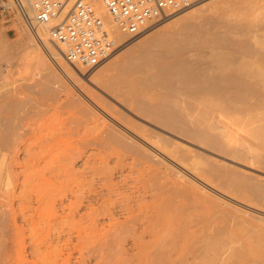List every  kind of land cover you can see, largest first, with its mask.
Returning a JSON list of instances; mask_svg holds the SVG:
<instances>
[{
	"label": "bare ground",
	"instance_id": "6f19581e",
	"mask_svg": "<svg viewBox=\"0 0 264 264\" xmlns=\"http://www.w3.org/2000/svg\"><path fill=\"white\" fill-rule=\"evenodd\" d=\"M200 3L197 7H192L194 4L186 7L189 9L192 7L190 10L175 14L169 13L167 16L173 15L162 21L158 27L141 35L144 38L141 39L142 42L138 39V42H141L138 46L142 52H147L154 44L159 45L161 49L159 52L157 51V54L160 53L158 59L155 60L156 56L152 54L154 60L153 57H150L151 55L149 57L153 61L150 63L147 59L150 67L146 70H150L151 73L152 69L153 72L151 74L148 72V74L143 71L144 68L142 69L144 73L148 74L150 81L153 80L155 84L161 86L162 90L165 89V94L160 97V101L157 103H152L148 98V87H151L148 78H141L140 81L133 83L131 79L118 76L121 72V74L125 72L126 76L130 74L129 77L131 76V73L128 74L130 71L134 74L135 71L140 73V65L135 66V62L140 58L137 59L133 53L130 55L126 51V55L122 59L111 58L100 67V74L97 77H89L87 81L82 68L74 66L79 72L81 70L79 75L70 71L72 66H62L61 63L59 67L67 73L71 85L62 81L46 57L40 52L43 70L47 71L46 75L49 78L47 76V82L38 81L32 85V90L36 92L35 98L25 97L15 88L13 91H10V88H5L4 92L0 91V97L9 100L6 101V107L1 108L3 111L0 110V249H3V252L9 238L21 237V243L26 233L31 238L30 252H33L36 257L39 252L42 253L43 248L41 249V247L45 245V241L46 244L48 243L46 248H49V244H52V240H49L52 237V225L48 223L47 227L40 226V221L35 218L39 209L45 207L50 208V211L53 212L49 221L53 216L52 219L57 218L62 221H60L61 223H66L71 235L84 238L90 244H94L90 250L98 256L107 251H118L119 253H130V255H147L148 260L142 264H223L224 261L220 262V260L224 259V255L223 259H220L221 256L216 258L214 252L212 254L209 250L188 248L183 245L186 242L185 238L176 237L181 232L173 230V233H169L171 223L158 222L160 217L175 218L173 216H178L182 208H188L187 211H190L189 206L194 205L199 199L201 200L200 191H203V196H205V192H208L205 191L207 189L202 183L201 188L199 185H197L199 187L195 186L198 184L196 179L194 183H191L190 181L194 178L188 181L187 179H185L186 181L178 179L184 178L183 176H187L188 173L191 174L190 171H195V173L201 171L199 173H202V176L206 174V178L216 172L217 174L222 172L221 178L224 179L223 173L227 175L226 172L230 171L229 167L216 164L213 159L204 157L203 160L201 157V160L199 158L198 160L197 153L191 156L185 155L184 150L188 149H185V145L178 139L183 141L189 139L192 141L191 144L223 158L226 156L240 160L243 158V153L234 149L230 142H223V139L226 138L225 132L223 136V132L221 135H213L215 134L213 129L216 128L213 122L216 107L213 92H224L229 98V103L243 107L248 112V116L245 114L247 118H243L245 121L243 119L241 121L243 124L240 123L245 125L243 126V129L246 127L244 131L246 132L247 127L250 126L248 127L249 135L254 136L255 140L257 138L264 139V114H259L264 113L262 111L264 110V53H260L258 50L248 52L250 49H245L238 56L233 57L226 68L211 66V71L206 72L203 65L197 67L198 64L197 66L192 64L194 61L186 60L182 55L183 49L179 46L174 48L171 42L173 47L168 43L169 39L172 40L171 37L177 36L174 35L175 32L171 33L170 29H167L170 26L175 28V25L177 27L181 24V28L177 27L180 31L183 29L182 23L188 22V19L195 13L199 12L197 15L200 16L209 14L208 10L212 6H215V11L218 7L216 13L222 11L219 9L222 6L216 5L217 0L206 3L200 1ZM93 4L104 19L107 29L114 35L115 40L118 37L116 35H119L117 42H121L124 35L119 33L101 1L93 0ZM233 4L229 7H233ZM238 5H240L239 8L235 7L238 13L231 12L230 8L228 16H232V13L233 16L235 13L238 15L241 10L250 8L251 1L243 0V3H238ZM225 12L227 11L225 10ZM28 14L31 15V12ZM222 14L225 15L223 11ZM200 16H197L198 21H202ZM195 17L196 15L194 19ZM167 21L168 25L162 27L161 24ZM194 21L193 23L192 20L190 21L192 25L194 23L196 25L197 22ZM207 21L203 22L207 23ZM262 21H264V16L256 20L250 19L246 25L264 24ZM190 22L186 25H189ZM55 23L56 21H52L45 27L38 28V39L46 44L45 47L51 55L57 57L53 49L55 47L62 58L61 46L52 42L49 36L46 37L48 29ZM199 24L202 23L199 22ZM211 24L213 25V23ZM192 25L191 28L195 32L194 28H198V26L192 27ZM199 26L201 27V25ZM208 26L206 24L203 27L205 29ZM186 29L184 28V31ZM187 31L190 29L188 28ZM48 40L53 44L49 45ZM30 46L39 51L35 44ZM159 46L154 47L158 48ZM222 61L224 60L219 55L217 62L221 64ZM141 67L143 66L141 65ZM196 67L205 69V72L199 71ZM111 69L119 71L118 74L116 73L117 76H113L115 71L112 75ZM109 70H111V74L107 73ZM154 83L152 82V86ZM151 139L156 147L148 144ZM260 144L262 145L261 142ZM246 156L249 157V155ZM109 158H112V165L108 163ZM154 158H158V160L160 158L165 162L169 161L171 164L173 162L175 164L173 167L177 170L175 174L177 177L179 176L176 178L177 180L166 178L168 170L167 172L162 171ZM254 161L251 162L255 163ZM79 163L81 168L76 167ZM185 166L188 168L187 170L184 168ZM225 168L229 171H225ZM115 172L119 173L118 181L113 179ZM203 173L205 174L203 175ZM231 173L233 174V172ZM233 175L229 173L227 176ZM221 178L216 180L220 181ZM226 179L228 178L226 177ZM222 181L220 182L225 183ZM227 182L229 183V180ZM237 182L241 183L242 181L238 180ZM234 184L235 182L232 186ZM236 186L238 184L234 187ZM16 190H19L22 195H20L22 204L18 203L21 206H18L19 212L16 211V208L14 209L12 201L18 194ZM210 197L212 198L211 195ZM202 198L205 201L206 197ZM207 198H209L208 195ZM15 199L19 200L17 197ZM214 199L212 201H215ZM200 202L203 203V201ZM212 204L209 206L211 207ZM195 205L197 206V204ZM213 205L214 208H217L215 207L216 203ZM196 206L193 208L196 209ZM210 207L207 204L205 208ZM205 210L207 211V209ZM211 211L213 212V210ZM207 212L203 213V216H206ZM215 212H213V216ZM210 213L208 212L209 216L212 215ZM189 214L188 216H190ZM19 217L22 218L21 224L18 222ZM203 218L208 224L211 222L207 219L211 221L215 219L211 217L210 219L208 215L207 219ZM207 223L205 227L202 226L203 229L210 226ZM202 224L204 225V222ZM60 230H57L60 231L58 233H61L63 229ZM164 232L165 234H163ZM183 232L185 233L182 230ZM58 233L57 235H59ZM166 236H170V238L167 239ZM21 244L17 247L18 252L24 245L21 246ZM7 245L11 249L8 243ZM253 246H248V255L253 254ZM221 247L225 250V246ZM22 248L25 249V247ZM256 250L259 253L260 249H255L254 252ZM1 251L0 254L2 253L5 257L9 256ZM8 252L5 251V253ZM11 252L14 253V250ZM261 254L264 257V252ZM9 257L6 260L10 259L11 263L8 262L12 264ZM38 258L35 259L38 260ZM35 259L30 262L35 264ZM25 260L23 263L28 264V261ZM39 260L42 262L41 259ZM38 261H36L37 264H40Z\"/></svg>",
	"mask_w": 264,
	"mask_h": 264
},
{
	"label": "rangeland",
	"instance_id": "374dc122",
	"mask_svg": "<svg viewBox=\"0 0 264 264\" xmlns=\"http://www.w3.org/2000/svg\"><path fill=\"white\" fill-rule=\"evenodd\" d=\"M202 1L204 3H206V2L214 1V0H202ZM234 1H236V2H234ZM237 1L238 0H217L216 5L218 4L219 7L222 6L219 9L222 10L223 13H225V15L222 14V11H218V13H216L218 10L217 9L218 5L216 6L217 7L216 11L214 10L215 6L214 7L212 6V8H210V10H208L209 14L206 13L207 11L205 12L206 14L203 16L197 15L199 12L197 14L195 13V15H196L195 19H194L195 15L192 16L195 21L192 19V17L189 19L187 18L188 22L186 21V23L185 22L182 23L183 29H181V30L183 32L181 30L179 31V29H177V27L181 28V24H179V26H177V27L175 25V28H171L172 26H170V28H167V29H170L171 33L175 32L174 35H177V36L173 35L176 38L174 39V37L173 38L171 37L172 40L169 39V42H168L169 45L172 47L174 45V48L175 47L178 48V46H179L181 49H183L182 55H184V58H186V60L187 59H188V61L192 60L191 62L194 61V63H192V64L194 66H197V64H198L197 67H199V66L201 67V65H203L202 67H204L206 69V72L208 70L211 71V69H212L211 66H213V67L218 66V67L226 68L228 66V62L233 57L238 56L239 53L243 52L245 49L251 50V51L249 50L248 52H255L258 50L260 53H264V51H261V50H264V24L260 23V24H253L250 26L246 25V22H249L250 19L256 20V19H259L262 16H264V7H262V5H264V0H249V1H251V7L244 9V10H241V12L238 15H237V13H238L237 10H235V9L239 8L240 5H238V3L242 4L243 0H239L238 2ZM233 3L234 4L237 3V4L234 5ZM200 4L201 3L199 1V3H195L192 7H197ZM232 4H233V7H229ZM192 7H190V9ZM235 7H237V8H235ZM232 8H233V10H232ZM188 9L189 8H184V10L182 9L178 12H174L173 14L179 13L181 11L183 12V11H186ZM228 9H230L231 12L233 11V12H237V13H235L234 16H233V13L232 14L230 13L232 16H228V14H229ZM225 10L227 12H225ZM213 11H215V13H213ZM173 14H171V15H173ZM200 14L202 15V13H200ZM171 15L166 16L161 21L150 25L149 27H147V29H145L141 34H139L137 36H129V35L125 36L124 35L121 42H116L117 50L109 58H107L105 61H103V62H101V63H99L93 67L78 66V68L80 67L84 70V71L82 70L84 72V73L83 72L82 73L85 74L84 76L86 77V81H87V78H89V77H92V78L97 77L100 74V67L104 63H106L108 60H110L111 58L114 57L115 60H120L126 55V52L127 53L129 52L130 55H131V53H133L135 58L136 57H137V59L140 58L137 61L135 60L136 62L133 61L136 63V65H135L136 67L140 65L139 66L140 73H138L139 72L138 70H137L138 72L135 71V74L132 71H130V72H128V74L131 73V76L129 77L130 74L126 76L125 72H123L125 75L121 74L122 73L121 72V73H119L120 75H118V76L119 77L124 76L123 77L124 79H126V78L131 79L133 81V83L140 81L141 78H148V83L151 84V87H148V98H150L152 103L159 102L160 97H162L165 94V89L163 88V90H164L163 91L161 86L155 84L153 80H151L154 83L152 86V82L149 80L150 78L148 77L150 70L147 71L146 69H148V67H150L149 64L154 60L153 56H156L155 60H156V58L157 59L159 58L160 53L157 54V51L159 52L161 50L160 46L157 44H154V46H159L158 47L159 49L152 46V47H150V50H148L147 52H142L139 49L138 45L144 39V38H142L143 36H141L142 34L147 33L150 29L152 30V29L158 27L162 21L166 20ZM235 15H237V16H235ZM197 16H200V18L202 17L201 18L202 21H198L199 19ZM203 17H204V19H203ZM190 19L192 20V23L194 21V22H197L198 25H197V23H196V25H194L195 23L192 25V23L190 22L191 21ZM206 20H208L207 23L203 22ZM189 22L192 25V27L198 26V28H194V30H196L195 32L197 34L193 31L190 24H189L190 27H189V25H186ZM199 22H201L202 24L206 23L207 25H209L208 28L206 27L205 28L206 30H205L204 27L206 24L202 25V24H199ZM165 23L161 24V25H163L162 27H166L168 25L167 24L168 21ZM211 23H213V25ZM262 23H264V21H262ZM183 25H184V27H183ZM199 25H201V27ZM186 26H187V29H186ZM184 28L186 29L185 30L186 32L184 31ZM188 28L190 29V31H187ZM171 29H172V31H171ZM197 29H198V32H197ZM191 30H192V32H191ZM180 32H181V34H180ZM179 34H180V36H178ZM219 34L223 35L222 36L223 38ZM227 34H229V35H227ZM116 36H118L117 37V39H118L119 35H116ZM218 36H220L221 38ZM255 36L257 38H254ZM29 37H30V39H29ZM46 37L48 38V35H46ZM117 39H116V41H117ZM138 39L141 42H138L139 41ZM226 39L229 41H227ZM173 40L176 41V43H174ZM178 40H180V41H178ZM48 42H50L49 45L53 44V43L51 44V41H49V40H48ZM170 42L173 45L170 44ZM32 44H35L36 47L39 49V51L35 47L33 48L32 46H30ZM177 44H179V45H177ZM181 45H183V46H181ZM45 46H46V44L42 43V41L35 38L33 36V34L30 32V30H28V28L25 26V24L21 20L19 14L15 8L13 1L12 0H0V83H1L0 87H1V85L4 84L3 87L0 88V91L4 92L5 88H10V91H13L15 88L18 91H20V93L22 95H24L25 97L35 98L36 92L32 90V88H31L32 85L36 84L38 81L47 82V76H48V75H46L47 71L43 70V64L41 63L42 58L39 56L40 52H42L44 57H46V59L49 61L50 65H52V67L54 68V70L56 71L58 76L62 79V81L67 85H71V83H70V81L66 75L67 73L65 71H62L60 69L59 65L61 66V63H62V66H67V67L72 66V68H70V71H72V72L74 71V72L78 73L79 75H80L81 70L79 72V70L75 69L73 65L65 62L63 60V58L60 57L59 52L55 47L54 48L52 47V48L54 49V52L56 53L57 57H54L53 55H51V53H49L47 51ZM218 48H220V49H218ZM152 50H154V51H152ZM151 51H152V53H151ZM153 52H154V54H153ZM155 53H156V55H155ZM222 54L225 56H223ZM219 55H220V58H222L224 60V61H222L221 64H219L217 62V58H219ZM141 56H142V58H141ZM149 56L153 57V60H151L152 58L150 59ZM147 59L150 61V63H147V62H149ZM139 62L143 63V64H140ZM137 64H139V65H137ZM144 64H145V67H144ZM141 65L143 67H141ZM210 67H211V69H210ZM143 68H144V70H143L144 72H147V73L149 72V73L148 74L144 73L142 71ZM114 69L113 70L111 69L112 75H113V72L115 71L113 76H115L116 73L118 74V72H119L117 69L116 70H114ZM197 69L201 72H205V69L204 70H202L201 68H197ZM111 70H109L107 73L110 72L109 74H111ZM152 72H153V70L151 69V73ZM48 78H49V76H48ZM2 81H3V83H2ZM5 84H7V85L5 86ZM160 88H161V90H160ZM101 90L105 91L104 89H101ZM154 91H155V93H154ZM156 93L158 96L161 95V93H162V95L159 97L158 96L156 97ZM151 94L153 95V97L151 96ZM212 95H213V99L216 103V107L214 110V119H213V122L215 123L216 128L213 129L214 130L213 132L215 133L213 135H217V134L221 135V133L223 132L222 133V136H223L224 132H225L227 139L224 138V139H226V140H224L222 138L223 142L224 141L230 142L231 146L234 149L240 151L241 154L243 153L242 154L243 158H241V160L229 158L227 156H226V158L225 157L223 158L219 155H214L213 153L205 150L204 148H201L197 145L191 144L192 141L191 140L189 141V139H187L188 142H187V140L186 141H183L181 139H178V140H179V142H182L183 145H185L184 146L185 149H188V150H184L185 155L188 154L189 156H191L194 154L196 155V153H197V156H196L197 159L198 158L200 159L201 157L203 158V160H204V157L207 159H213V160H215L216 164H221V165H224L225 167H229L228 169H230V171L227 168H225L226 169L225 171H229V172H226L227 175L230 173V175L234 174L236 176L233 175L230 177V176H227L225 173H223V176L225 175L224 179H226V177L228 178V179H226V181H224V179L221 178L222 172H219L220 174L218 173L220 176L217 174V172L215 173L217 176L215 174H211V175L207 174V175H209V176H207L209 178H206L205 173H203V175L205 174L204 176L201 175L202 173H199L201 171H197L196 173H195V171H190V173L192 175L188 173L187 176H183L184 178L178 179V180L186 181L185 179H187V181H188V180H191L194 178L190 182L194 183V180L196 179L195 181L198 184H195V186H197V185L200 186L202 183L205 186V188L207 189L205 191H208V192H205V196H203L204 195L202 193L203 191L202 192L200 191L202 196L200 197L201 200L200 199L199 200L203 201V203L198 200L197 202H195V204H197L198 207L195 204L190 205L189 206L190 211H187L188 208L187 209L182 208L178 214V216H179L181 213V215L179 217L177 215H176L177 217L173 216L175 218H168V217L162 218V217H160L158 222L171 223L169 233H173V230H175L177 232H181V233H178V235L179 234L180 235L179 236L177 235L176 237H178L179 239L185 238L186 242L184 241L185 244H183V245L188 246V248H192L193 250H209L210 253H212V254L214 252V254L216 255V258H218V257L220 258V256L222 257L224 255V259H223V257L220 258V259H223V260H220V262L224 261V262H222L223 264H264V257H262V254H261L262 252H264V246H261V245H264V244H261L262 242H264V239H262V238H264V168H262V167H264V162H262V161H264V139L260 140L261 138L259 139L256 137L257 139L255 140L254 136L252 137V135H249L248 127H250V126H248V125H246V126H248L247 131L246 132L244 131V129H246V127H244V129H243V126H245V125H241L240 123H242L241 121H243L245 119V117H246L245 114H247V116H248V112L245 109H243V107H239L237 105L235 106V103H232V104H231V102L229 103L228 102L229 98H228L227 94L224 92L217 91V92H213ZM151 97H152V99H151ZM0 100L2 102L5 101L3 103L0 101V110H2L1 108L4 109L7 105L6 101H9V100L7 98L2 99V97H0ZM187 102H188V100H187ZM262 111H264V110H262ZM259 114H264V113H259ZM246 135L249 136L250 138H253V139L251 140ZM151 140H152V142H149ZM151 140L148 141V144L156 147L153 144V139H151ZM260 142L262 143V145L260 144ZM244 152L245 153L247 152V153L245 154ZM245 155H249V157L248 156L245 157ZM254 158H255V161H254ZM111 159L112 158L108 159V163L110 165H112ZM170 159H172L173 161H175L176 163L179 164V162H177L175 159H173L171 157H170ZM154 160L158 163L157 166L160 167L162 169V171L164 170V172H167V170H168V173H166V175H165L166 178H171V179L173 178V179L177 180L176 178H178L179 176L177 177V174H175L177 170L174 169L173 166L175 164L173 162L171 164V163H169V161L165 162V160H161L160 158H159V160H158V158H154ZM251 161H254L255 163H253ZM76 167L81 168V164L80 163L77 164ZM184 168H186V166ZM187 169L188 168H186V170ZM231 172H233V174ZM170 174H172V175L170 176ZM193 175H194V177H193ZM212 175H215V176H212ZM118 176H119V173H117V172H115L113 174L114 181H118L120 179ZM167 176H170V177H167ZM210 177L212 179L215 177V179L212 180ZM234 177H236L234 180H237V181L241 180L242 181L241 183L243 185L237 181H234L233 180ZM218 178H221L223 181L222 180H220V181L225 182V183H221L220 181H218L219 180ZM230 178H232L231 179V181L233 180L232 182L230 181ZM216 179H218V180H216ZM228 180H229V183L233 184L235 182V184L233 186H232V184L230 185L227 182ZM226 183H227V186H226ZM236 183L238 184V186L234 187L235 185H237ZM254 185H255V188H254ZM199 186H197V187H199ZM237 187H238V189H237ZM200 188H201V186H200ZM16 193H18V194H16ZM16 193L15 194L17 196L16 195L15 196L17 198H19V200L15 199L16 197L12 196V197H14L12 201L14 204V209L16 208V211H18V210H20L19 207H21L20 205L22 204V201H21L22 195H21L19 190H16ZM207 195L209 198H207ZM210 195L212 196V198L210 197ZM202 197H206L208 199L207 200L205 198V201L207 200L206 203L209 202V203H207L208 207H210L209 205L211 203H213V204L216 203L215 207H217V208H214L213 204L210 208H205L207 206V204L205 203V201L203 200ZM214 197H216V198L214 199ZM213 199L215 201H212ZM195 206H196V209L193 208ZM199 206H200L201 210L199 209ZM203 206H204V208L202 209ZM205 209H207V211L209 213L212 212L211 210H213V212L216 211L217 213L215 212V214L213 216V212H212V213H210V215L211 214L212 215L209 216L208 212ZM209 209H211V210H209ZM182 210H184V211H182ZM203 210L207 212L206 216L205 215L203 216V213H206ZM184 212H186V213L189 212V213H191V214L193 213V214L192 215L189 213L185 214ZM52 213L53 212L50 211V208L43 207V208H40L39 212H37L35 215L36 220L40 221V224H39L40 226H43V227L46 226L47 227L48 223H49L50 225H52V232L54 233L53 234L51 232L52 237L51 236L50 237L52 239L47 238L49 240H52L51 241L52 244H49L50 246L52 245L51 246L52 248L50 246H49V248L48 247L46 248V245L48 246V243L46 244V241H45V245H42V247H41V249L43 248L41 250L42 253L39 252V254L37 255V257H39L38 260L41 259L42 262L40 260L39 261L36 260L35 258H37V257L35 256V254L33 252L32 253L30 252V239L31 238L29 237L28 233H26V235L24 236V239L22 240V242H24V243L21 242L22 244L20 243L21 237L15 236L12 239L9 238L10 243H9V240L7 239L8 241H6V242L10 245L9 247L11 249L8 248V245L6 243L5 249H7V250L4 249V252H3V249H0V251L2 250L1 252H3V254H5V255L8 254L9 256H11V255L12 256L11 257H9V256L5 257L1 253L0 256H1V258L2 257L3 258L2 259L0 258V263L2 261V264L5 262H7L9 264L10 259L6 260V258H8V257L11 258L12 264H18V263L24 264L23 263L24 259H26L25 260L26 262L28 261L27 262L28 264H30V263L34 264L32 261L30 262V260L34 261V259L36 261H38V263L40 262V264H142L143 262L148 260L147 255L146 256H144V255H130V253L125 254V253H119L118 251H112V252L107 251V252L102 253L101 256L95 255V254H93L92 250H90L94 244H90L84 238H79V237H76L74 235H71L68 232L69 231L67 228L68 225L66 223H64V222L61 223L62 221L57 220V218L52 219L53 216L51 217V221H49L50 220L49 217L52 215ZM183 214H184V216H183ZM188 214L190 216H188ZM207 215L209 218L210 217L215 218V219H213L214 222L211 220H208ZM203 217H206L207 221L211 222L209 224L206 222L208 226L210 225L209 227H206V229H203V227H202V226H204V227L206 226V223L204 221L205 219ZM18 222H19V224L22 223L21 217H19ZM203 222H204V225L202 224ZM61 228L63 229L62 232L58 233L61 231L60 230ZM55 230H56V232H55ZM57 230H60V231H57ZM182 230L185 231V233L184 232L182 233ZM57 233L59 235H57ZM163 234H165V232ZM57 236H59V237L57 238ZM166 237H167V239L170 238V236H166ZM44 239H46V238H44ZM257 240H259V241L261 240V241L259 242ZM42 241H44V240H42ZM38 243H39V241H38ZM19 244H21V246L24 244L22 247H25V249L20 247L21 251L18 252L17 247H19ZM249 245H251V246L254 245L253 246L254 250L260 249L262 251L260 252V250H259L258 251L259 253H257V250H256L255 252L258 254L257 255L253 250V254L255 253L256 255L255 254L254 255L253 254L248 255L247 251H248ZM221 246H225V250ZM12 247H13V249H12ZM22 249H24V250H22ZM9 250H11V251L14 250V253L9 251ZM5 251H7V252L9 251V252L5 253ZM249 254H251V253H249ZM225 258H226V260H225ZM36 261H35V264H37ZM225 261H226V263H225Z\"/></svg>",
	"mask_w": 264,
	"mask_h": 264
},
{
	"label": "built area",
	"instance_id": "2783aa9c",
	"mask_svg": "<svg viewBox=\"0 0 264 264\" xmlns=\"http://www.w3.org/2000/svg\"><path fill=\"white\" fill-rule=\"evenodd\" d=\"M35 38L38 28L52 21L49 39L62 48V58L73 66L93 67L116 50L114 35L94 7L93 0H12ZM119 33L141 34L147 26L202 0H100ZM65 11V13H63ZM31 12V15L28 14Z\"/></svg>",
	"mask_w": 264,
	"mask_h": 264
}]
</instances>
